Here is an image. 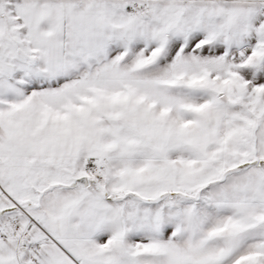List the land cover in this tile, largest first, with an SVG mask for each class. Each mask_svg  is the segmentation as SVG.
Returning <instances> with one entry per match:
<instances>
[{
    "label": "snow or ice",
    "instance_id": "6c2138e0",
    "mask_svg": "<svg viewBox=\"0 0 264 264\" xmlns=\"http://www.w3.org/2000/svg\"><path fill=\"white\" fill-rule=\"evenodd\" d=\"M0 264H264V0H0Z\"/></svg>",
    "mask_w": 264,
    "mask_h": 264
}]
</instances>
